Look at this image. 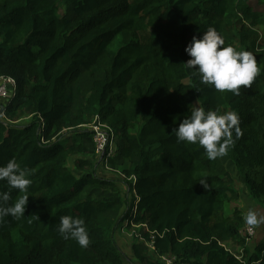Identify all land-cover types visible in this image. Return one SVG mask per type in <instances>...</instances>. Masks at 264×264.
<instances>
[{
    "label": "trees",
    "instance_id": "obj_1",
    "mask_svg": "<svg viewBox=\"0 0 264 264\" xmlns=\"http://www.w3.org/2000/svg\"><path fill=\"white\" fill-rule=\"evenodd\" d=\"M208 27L256 57L261 71L238 95L184 65ZM261 31L264 0H0V79L17 83L0 106V166L14 159L32 181L25 217L0 221V264H264V242L252 252L241 211L228 212L236 175L173 132L192 107L235 111L227 157L264 207ZM94 121L115 134L103 158ZM102 161L124 179L98 176ZM0 192L9 204L23 195L6 181ZM64 215L84 220L87 248L58 233ZM119 230L139 233L131 257Z\"/></svg>",
    "mask_w": 264,
    "mask_h": 264
},
{
    "label": "clouds",
    "instance_id": "obj_2",
    "mask_svg": "<svg viewBox=\"0 0 264 264\" xmlns=\"http://www.w3.org/2000/svg\"><path fill=\"white\" fill-rule=\"evenodd\" d=\"M224 38L214 27H208L202 36H193L185 48L190 59L184 64L194 70L201 84L213 87L217 92H231L238 95L241 87H249L261 69L256 57L249 51H237L233 46H224ZM240 118L235 111L223 114L217 110H205L192 107L190 115L185 116L173 130L177 142L198 144L209 160H216L227 155L229 147L234 144L233 131L240 135ZM0 181H6L10 190H18L20 195L13 203L9 192H0V221L6 216L15 220L25 217L28 204V189L32 181L24 168L13 159L0 166ZM203 185V182H201ZM38 217V216H37ZM39 218V217H38ZM249 227L258 226L264 218L258 217L256 211L249 208L244 217ZM84 220L64 215L60 217L58 233L65 239H73L82 248L89 245V233Z\"/></svg>",
    "mask_w": 264,
    "mask_h": 264
},
{
    "label": "rangeland",
    "instance_id": "obj_3",
    "mask_svg": "<svg viewBox=\"0 0 264 264\" xmlns=\"http://www.w3.org/2000/svg\"><path fill=\"white\" fill-rule=\"evenodd\" d=\"M253 6L256 7V9H260L262 10V7H259L257 5V3H253ZM66 10L64 7L58 9L57 13L59 15H63L65 14ZM261 35L262 38H264V31H261ZM16 91V87H8L7 88V92L6 95L3 96L0 93V106H6L10 100H12ZM29 120L23 122V123H27ZM101 129L105 132L106 130L101 127ZM108 132H110L108 130ZM219 161V173L220 174H224L226 171H230L232 174H234L233 176L236 175V178L234 177V183L233 186L237 189L238 192V197H236V199L234 200V202L231 204V206L228 209L229 214L232 216V214H234L235 210H239L241 211L243 217L246 216L247 214V210L249 208L253 209L254 211H256L258 217L260 218H264V207L255 203L251 196H250V191L248 190L246 183L244 181V179L238 174L237 169L235 167V165L231 162V160L227 157V155L223 156V157H219L218 159ZM73 167V165H71ZM96 170H97V175L101 176L103 178H110L115 180L117 183L121 180L124 179V177H121L120 174L118 175L116 172H113L112 170H108L106 165L103 163H96ZM76 171L78 172V169H76ZM131 180V179H129ZM122 188H124V191H126V188L124 185H121ZM247 230V225L245 224L244 221V226H243V233L242 236L246 237V246L253 252L256 247L261 243L264 242V222H261L258 226L253 227L255 230V234L253 237L249 238L246 236L247 235V231L245 232V228ZM134 228V227H133ZM137 229H140L139 227H135ZM139 233H131L127 230H119L117 232L116 235V243L117 246L125 253L127 254L129 257H131V245L133 240L135 239H139L138 235ZM244 247V246H243ZM242 247V248H243ZM231 248L236 249V252L240 251L241 253H243V249L235 246V245H231Z\"/></svg>",
    "mask_w": 264,
    "mask_h": 264
},
{
    "label": "built area",
    "instance_id": "obj_4",
    "mask_svg": "<svg viewBox=\"0 0 264 264\" xmlns=\"http://www.w3.org/2000/svg\"><path fill=\"white\" fill-rule=\"evenodd\" d=\"M8 87H16V91L13 97L16 96L17 93V83L14 79L9 78V79H0V93L5 96L7 92ZM89 127L93 133H94V139L96 142V148H97V154L99 157L103 158L105 154L109 151L110 153H113V143H114V132L111 130L108 126L102 125L94 121ZM101 127H103L107 133H105ZM108 130L110 132H108ZM109 154V153H108ZM107 169L109 170L110 168L108 167V162L102 161ZM247 231V237L248 239L253 237L255 234V230L253 227H245V232ZM166 264H174L172 260H166L164 259Z\"/></svg>",
    "mask_w": 264,
    "mask_h": 264
}]
</instances>
